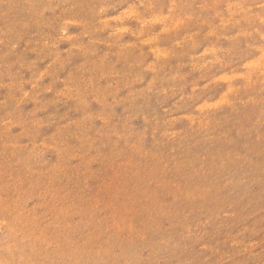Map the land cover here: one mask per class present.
Instances as JSON below:
<instances>
[{
    "label": "rangeland",
    "instance_id": "1",
    "mask_svg": "<svg viewBox=\"0 0 264 264\" xmlns=\"http://www.w3.org/2000/svg\"><path fill=\"white\" fill-rule=\"evenodd\" d=\"M0 264H264V0H0Z\"/></svg>",
    "mask_w": 264,
    "mask_h": 264
},
{
    "label": "bare ground",
    "instance_id": "2",
    "mask_svg": "<svg viewBox=\"0 0 264 264\" xmlns=\"http://www.w3.org/2000/svg\"><path fill=\"white\" fill-rule=\"evenodd\" d=\"M4 224H6V222H5ZM5 244H8V243H5ZM11 245H12V244H11ZM12 246H14V249H15L18 253L22 254V256H24V255L27 254V251H26L24 248L20 247L19 244H18V246H15V245H12Z\"/></svg>",
    "mask_w": 264,
    "mask_h": 264
}]
</instances>
